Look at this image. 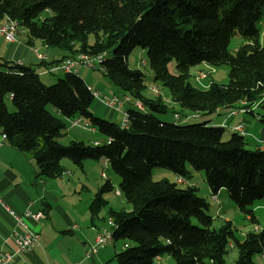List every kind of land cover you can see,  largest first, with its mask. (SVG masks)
<instances>
[{"label":"trees","instance_id":"trees-1","mask_svg":"<svg viewBox=\"0 0 264 264\" xmlns=\"http://www.w3.org/2000/svg\"><path fill=\"white\" fill-rule=\"evenodd\" d=\"M47 11L51 16L42 19ZM6 18L26 32L29 46L41 41L67 51L68 58L105 54L111 84L146 108V113L130 109L122 127L90 112L95 97L80 76L65 74L48 86L37 70L0 62V134L11 148L35 159L36 179L61 178L67 173L64 159L84 169L86 161L105 158L132 205V211L109 210L114 241L128 246L116 255L118 264H155L165 255L175 264H227L232 223L214 228L197 187L154 181L152 171L164 168L185 180L191 171L203 172L212 194L226 190L256 224L253 207L264 200V150L249 149L246 138L235 132L225 140L227 130L207 121L168 124L157 115H180L174 109L180 107L207 117L224 107L251 109L264 103V0H0V22ZM235 36L243 42L233 53ZM139 48L148 52L153 84L161 83L168 99L145 95V74L129 66ZM173 61L177 75L169 72ZM202 64L229 66V83L211 82L205 91L193 87L190 70ZM77 118L111 141L91 146L74 140L62 146L64 120ZM114 190L110 180L99 188L90 204L93 219L109 207L105 197ZM238 248L235 264H255L253 257L264 255V231L248 233Z\"/></svg>","mask_w":264,"mask_h":264},{"label":"crops","instance_id":"crops-1","mask_svg":"<svg viewBox=\"0 0 264 264\" xmlns=\"http://www.w3.org/2000/svg\"><path fill=\"white\" fill-rule=\"evenodd\" d=\"M5 23V20L0 22V26ZM20 33L26 34V32L18 30L16 40L11 42L0 35V62L6 61L12 65L35 69L40 78L60 71L57 66L69 57L70 54L67 51L49 49L41 41H36L34 45L29 46L27 45V38L22 40ZM40 55H45L47 60L42 61ZM79 76H81L80 72ZM83 80L93 92H98L97 90L94 91L91 84L88 83L90 82L88 78ZM145 80L154 82V78H146ZM146 84L149 88L145 95L153 98L150 88L155 87V85ZM112 96L122 98L125 94L113 93ZM97 101L107 110L118 112L106 107L99 100ZM261 105L263 103L251 107V109H244L243 107L220 108L214 115L215 118H206L205 121L211 122L209 126L224 127L232 134V127L242 125L244 132L237 133L244 135L245 138H250L251 144L254 146L253 149L264 150V123L262 121L264 117L257 113L258 109H255ZM130 109H133V105ZM130 109L123 110L122 114ZM174 109L176 110V108ZM190 116L189 114H180V118L175 119L180 121L183 117L189 118ZM88 129H83V131L92 132L91 134L95 135V129L92 127ZM106 139L108 140L107 137ZM76 140L85 143L83 137ZM91 142L96 141L92 138ZM108 162L107 160L106 163L108 164ZM87 163H84L81 175H77L72 170L71 164L62 163L67 173L61 178L36 179L37 164L34 158L14 150L6 143L0 146V198L18 215H23L26 210L43 211L46 214V218L39 222L26 219L28 229L38 234L39 240L34 251L16 255L13 264H118L116 255L124 248L121 242L113 240L109 244L97 246L94 253H89L90 247L96 245L98 234L106 226L107 221L111 219L109 210L120 211L123 209L115 208L113 200L108 194L105 198L109 207L104 209L105 212L100 213L98 218L93 219L91 217L90 204L104 182L99 181L96 185L89 182L88 168L92 167V169L97 170L99 167L90 162ZM115 175L109 168H106L105 171L101 172V179L112 182L116 179ZM177 179L174 176V180L171 182H176ZM186 181L189 186L196 187L190 179ZM116 194L118 193L116 192ZM118 195L119 197L122 196L121 193ZM13 224L12 218L0 204V249L2 251L14 252L16 249L10 238L14 229ZM258 229L260 230V228ZM163 260L167 261V259L160 257L155 262Z\"/></svg>","mask_w":264,"mask_h":264},{"label":"rangeland","instance_id":"rangeland-1","mask_svg":"<svg viewBox=\"0 0 264 264\" xmlns=\"http://www.w3.org/2000/svg\"><path fill=\"white\" fill-rule=\"evenodd\" d=\"M50 16H51V13L47 11L42 15V19H45ZM18 30L23 31L20 27L18 28ZM260 31L262 34L261 43L264 45V22H262L260 25ZM20 36L22 40L26 39L25 37L26 34L23 35L22 33H20ZM94 40H95L94 36H91L90 43H93ZM242 42L243 40L241 39L240 36H235L231 41V45H230L231 52L234 53L235 50L239 47V45ZM142 61H145V62L141 63ZM129 66L132 70H141L145 74L146 78H154V74H153V71L151 70L150 63H149L148 52L143 49H140V48L136 49L131 54V56L129 57ZM168 67H169V72L172 75L178 74L177 69H176V63L174 61L171 62ZM201 72L209 73L210 74L209 78L205 80H197L198 74ZM229 72H230L229 66H221L219 68H214L207 64L198 65V66L191 68L190 70V74L192 76L190 79V82L192 86L195 87L196 89L205 91L208 89V86L211 82L215 84H219V85H227L229 83ZM80 73H81L80 77L82 79L88 78L90 81L88 83L91 84V87L94 89V91L97 90L98 93L102 95L112 96L113 93L118 94V95L123 94V91L115 87L114 85H112L108 77L104 75L103 72L100 70H92L89 68L82 67L80 69ZM64 76L65 74L62 71H58L54 74L47 75L46 77H41L40 79L45 85L50 86V85H54L58 83L59 79H62ZM146 83L153 84L154 82L146 81ZM154 85L155 87L153 88L156 89L158 94H161L163 97L169 96L168 90L164 86H162L161 83H155ZM150 89L152 91V88ZM153 96H154V93H153ZM8 105H9L10 110L13 111L14 109L13 106L11 104H8ZM130 108H131V105L126 104L123 110H127ZM175 108H176V112L180 113L181 115L189 114L191 116L189 118L183 117L180 121L176 120L180 118L179 114H176V115H173L172 113L159 114L157 115V117L160 120L168 124L180 123L183 125H196V124H199L205 121L206 118H212V117L215 118L214 115L207 116V117L206 116L199 117L198 114H193L187 109H182L180 107H175ZM49 109L51 110V112H53L57 116L55 110L52 107H49ZM255 109H258L257 113L260 116L264 117V103L263 105ZM90 112L98 119H101V120H104L110 123L122 124V120H123L122 112H112L110 110H107L103 105L102 106L99 105V102L97 101V99H95V102L92 105ZM176 116L178 117L176 118ZM71 121L72 120L70 121L64 120V123L67 125V129H64L62 131V136L58 139V142L62 146L66 147L72 141L78 138H81V137L85 139L84 140L85 144L91 145V146H94V143H99L101 144V146L106 143V140H107L106 136L99 131L98 127L96 126L94 127L90 123H88L90 128L92 127L93 129L96 130L95 135H92L91 131H90L91 133L84 132L83 129L79 127L73 128V129L70 128ZM84 122L85 121L83 120V123ZM209 124H211V122H209ZM231 134L232 133L229 130L226 131L225 140H228ZM237 134L240 136H244L240 133H237ZM92 138L95 139L96 142L94 143L91 142ZM246 140L249 142L248 148L253 149L254 146L251 144L250 138L246 137ZM106 161L107 160L105 158H101L99 160L86 161V164H88L87 162H90L91 164L99 167L97 170L92 169V167L88 168V171L90 173L89 182L92 185H96L99 181H103L105 183V181L101 179V172L105 171L106 168H109L113 172L114 175L116 174L114 170L112 169L110 163L108 162L107 164ZM62 163L71 164L73 168L72 170L76 172L77 175H81L82 170L79 167L75 166L73 162L70 161L69 159H64ZM191 172H192L191 173L192 177L190 181L194 185H196L199 191L198 192L199 197L206 200V202L209 204L207 214L213 219V227L216 229H219L223 225H225L227 222H231L233 225L234 239L231 240V245L233 248H231V245H230L229 253L226 256V262L227 264H235L238 258V249H239L238 244H243L247 234L254 231L256 228H260V230L259 229L257 230L259 231V233L264 231V200L258 201L253 207L254 214L257 219V223L253 224L249 221V219H247V217L238 209L236 204L230 199L226 190H222L221 194L219 192L218 202L213 201L211 199L212 193L211 191H209L210 189L208 187L205 174L203 172H194V171H191ZM83 176L85 177V175ZM115 176H116V179L112 181V184L115 190L109 194V196L112 198L113 203L115 205L114 207L115 208L118 207V209H123L125 211H132V205L129 204L125 200L124 196L122 195L119 197V195L116 194V192L121 193V189L119 187L121 179L118 175H115ZM152 177L154 181H161L163 179H167L171 182L174 180V174L171 171L164 169V168H159V167L154 168V170L152 171ZM181 187H184V185H181ZM102 212H105V211L102 210ZM192 222L194 226H199V223L197 221L193 220ZM129 245H133V243H129ZM163 258H165V260L167 259V261H164V260L158 261V262H155V264H175V261L171 255H165ZM253 261L255 264H264V257L261 254H256L253 257Z\"/></svg>","mask_w":264,"mask_h":264},{"label":"built area","instance_id":"built-area-1","mask_svg":"<svg viewBox=\"0 0 264 264\" xmlns=\"http://www.w3.org/2000/svg\"><path fill=\"white\" fill-rule=\"evenodd\" d=\"M6 23L0 26V35H3L4 38L11 42L16 40V35L18 32V24L15 21H12L8 18L5 19ZM42 61L47 60V57L45 55L39 56ZM105 54H99V55H89V54H79L75 56L74 58H66L60 64L57 66V69L64 72L65 74H72L79 76L80 69L82 67L89 68L92 70H100L103 72L104 75H107V69L103 66V62L105 61ZM145 61H142L141 63H144ZM209 76L208 73L201 72L198 74L197 80H205ZM152 91L154 95H159L156 89L152 88ZM95 99L99 100L102 104H104L106 107L111 108L115 111L122 112L124 109V106L126 104L133 105V110L146 113V108L141 100L132 101V99L129 96H124L122 98L118 96H105L101 95L98 92H93ZM128 111L123 112V120H122V127H125L128 122ZM178 116H176L177 118ZM83 128L89 130V124L84 122L80 118L74 119L71 121L70 128ZM232 132H244L242 125H237L235 127L231 128ZM6 135L2 134L0 137V146L4 145L6 143ZM111 139H108L106 143H109ZM99 143H94V146H100ZM176 183L178 185H184L187 186L188 183L183 178H178ZM120 194V193H118ZM211 199L215 202H218L219 200V193L217 194H211ZM0 204L6 209L9 216L12 218L14 222V229L12 231V234L10 235L11 241L15 245V251L14 252H5L0 249V264H13L14 258L18 254H25V253H31L34 251L39 236L38 234L34 233L33 231L29 230L26 225V219H32L35 222H39L46 218V214L43 211L39 212H32L31 210H26V212L23 215H18L15 211L11 210L0 198ZM258 228L254 230V232L257 231ZM114 231H115V224L112 219H109L106 223V226L101 230V232L98 234L96 239V245L94 247H90L89 253H94L96 251L97 246L106 245L114 240ZM127 245H124V249L127 248ZM231 248L232 245H231ZM89 256V254H88ZM264 257V255H263Z\"/></svg>","mask_w":264,"mask_h":264}]
</instances>
